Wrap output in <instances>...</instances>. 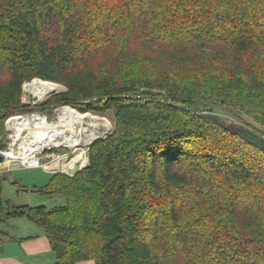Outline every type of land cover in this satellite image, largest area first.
Wrapping results in <instances>:
<instances>
[{
	"label": "trees",
	"instance_id": "1",
	"mask_svg": "<svg viewBox=\"0 0 264 264\" xmlns=\"http://www.w3.org/2000/svg\"><path fill=\"white\" fill-rule=\"evenodd\" d=\"M112 55L113 70L95 61ZM32 79L65 88L37 111L114 124L86 168L33 188L63 206L1 222L41 229L54 264H264V170L244 147L264 144L191 109L215 102L264 128V0H0L1 151Z\"/></svg>",
	"mask_w": 264,
	"mask_h": 264
},
{
	"label": "rangeland",
	"instance_id": "2",
	"mask_svg": "<svg viewBox=\"0 0 264 264\" xmlns=\"http://www.w3.org/2000/svg\"><path fill=\"white\" fill-rule=\"evenodd\" d=\"M113 55L109 56L107 59L98 58L97 63H101L104 60L103 66L107 70H113L116 68V63L114 61ZM124 68L134 69V65L131 63L123 64ZM122 67V66H121ZM41 81L39 79H32L25 83H32V81ZM43 85H46L47 88L50 89V96L59 93L62 90L61 85H56L50 82H43ZM51 85L53 87H51ZM23 94V91H22ZM28 96V95H27ZM48 96H45L38 99L29 98L28 103L21 104L28 110L24 114H20L23 117H29L32 115L45 116L48 120L55 121L58 112L65 107L68 106H60L57 108H53L51 113H42L41 111H37L36 108L41 105ZM26 99V98H25ZM42 100V101H41ZM27 101V99H26ZM70 108V107H68ZM72 109V108H70ZM191 109H199L205 114H209L211 116H215L218 120V123L222 128H227L230 131H238L240 133H246L251 137H255L260 143L264 144V128L259 125L253 117L244 115L243 113L232 109L229 106H221L215 104V102H206V101H196L191 107ZM78 112L75 109H72ZM79 113V112H78ZM81 114V113H80ZM90 114L92 117L98 119L99 126L96 129H89L87 133L83 136V142L81 146L75 148H70L66 146L54 147L52 145L46 146L39 150V157H42V163L45 166L47 171H44L41 168H24V167H16L12 169L13 166H22L21 160L19 159H8L7 166L8 168L0 170V220L3 218V214L12 211L14 207L28 206V207H38L44 206L47 209L58 208L64 205V200L61 197H49L40 193L35 192L33 188H39L45 185L50 175L60 173L64 176L70 177L73 174L81 171L82 169L88 166V158H87V148L96 140L102 139L106 137L112 130L114 120L111 113L109 114H94V113H84ZM5 142L6 147L2 152H6L13 144V135L14 130L8 129L5 124ZM27 131L22 132V136H26ZM26 138V137H24ZM1 139V136H0ZM247 150V154L249 157L255 161V165L261 171L264 170V155L254 151L248 146H244ZM237 154L240 155L239 152L244 153L243 148H237ZM229 149L226 150L225 155L228 154ZM235 153V150L232 151ZM236 154V153H235ZM241 156V155H240ZM78 164V167L73 170L72 174H65L63 171H59L58 166L64 165L66 162H74ZM21 163V164H20ZM57 170V171H55ZM54 171V172H51ZM145 219L144 221H146ZM6 223L11 224V219L7 222L0 221V228L5 227Z\"/></svg>",
	"mask_w": 264,
	"mask_h": 264
},
{
	"label": "bare ground",
	"instance_id": "3",
	"mask_svg": "<svg viewBox=\"0 0 264 264\" xmlns=\"http://www.w3.org/2000/svg\"><path fill=\"white\" fill-rule=\"evenodd\" d=\"M25 90L39 99L53 94L46 85H43V81L36 80L26 85ZM98 126L97 118L90 114H80L68 107L58 112L55 121L39 115L15 117L8 123V129H13L14 135L12 146L4 152L5 166H7L8 159H19L23 163H20L21 165L29 164L32 156L38 154L41 148L49 145L54 147L63 145L76 149L81 146L84 134L89 129H96ZM23 131H27L24 136L26 138L22 136ZM43 167L45 169L44 165ZM77 167L76 161L59 165L60 169L67 171H63L65 174L73 173Z\"/></svg>",
	"mask_w": 264,
	"mask_h": 264
},
{
	"label": "crops",
	"instance_id": "4",
	"mask_svg": "<svg viewBox=\"0 0 264 264\" xmlns=\"http://www.w3.org/2000/svg\"><path fill=\"white\" fill-rule=\"evenodd\" d=\"M0 264H54V255L41 229L25 217H15L0 228Z\"/></svg>",
	"mask_w": 264,
	"mask_h": 264
},
{
	"label": "built area",
	"instance_id": "5",
	"mask_svg": "<svg viewBox=\"0 0 264 264\" xmlns=\"http://www.w3.org/2000/svg\"><path fill=\"white\" fill-rule=\"evenodd\" d=\"M30 83H23L22 84V91H23V94H22V96H21V101H22V103H28L29 102V98L31 97V99H38V100H40L38 97H36L34 94H32V93H30V92H28L27 90H25V86L26 85H29ZM28 95V96H27ZM50 96V95H49ZM27 99V101H26V99ZM42 101V100H41ZM15 117H23V116H21V115H15V116H12V117H10V118H8L7 120H6V122H5V124H6V126H7V128H8V123L13 119V118H15ZM0 155H3L4 156V152H2L1 150H0ZM5 157H4V161H3V163L1 164V166L3 167V169H6V168H8V166H5ZM43 163H42V157H39V155L38 154H36L35 156H32L31 158H30V163L29 164H26V165H22V166H17V167H24V168H41V169H43L44 170V167H43ZM3 169H0V170H3ZM13 169V168H12ZM45 171V170H44ZM51 172H54V171H51Z\"/></svg>",
	"mask_w": 264,
	"mask_h": 264
},
{
	"label": "water",
	"instance_id": "6",
	"mask_svg": "<svg viewBox=\"0 0 264 264\" xmlns=\"http://www.w3.org/2000/svg\"><path fill=\"white\" fill-rule=\"evenodd\" d=\"M65 90V88L64 87H62V90L60 91V92H63ZM59 92V93H60ZM57 94V93H56ZM3 161H4V156L3 155H0V169H3V167L1 166V164L3 163ZM17 166L15 165V166H13L12 168L13 169H15ZM18 168V167H17Z\"/></svg>",
	"mask_w": 264,
	"mask_h": 264
}]
</instances>
